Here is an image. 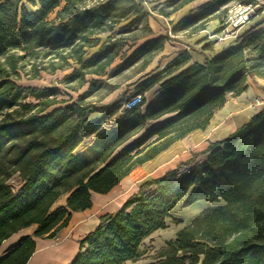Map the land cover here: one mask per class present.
Masks as SVG:
<instances>
[{
  "label": "trees",
  "instance_id": "obj_1",
  "mask_svg": "<svg viewBox=\"0 0 264 264\" xmlns=\"http://www.w3.org/2000/svg\"><path fill=\"white\" fill-rule=\"evenodd\" d=\"M230 3L257 4L211 0L174 29L195 27L220 9L225 13ZM262 11L264 6L257 8L250 20ZM149 15L136 0H0V246L33 227L7 249L0 264H25L35 249L34 237H54L72 212L92 206L93 193H107L135 167L189 133L204 130L227 96L243 93L249 79L264 78L262 19L201 62L186 50L177 53L136 85L132 95L139 101L130 107L85 101L92 91L109 85L105 79L87 81V75L115 76L138 62L143 71L164 50L166 35L135 47L153 34ZM128 19L126 26L140 25L139 31L116 36L115 26ZM199 29L201 24L194 31ZM94 47L85 58L86 49ZM26 66L33 78L69 69L63 81L78 87L88 83V89L68 101L57 99V88H25L16 80ZM155 85L157 95L142 108L144 93ZM28 94L37 102H24ZM93 113L99 116L90 119ZM89 136L90 143L75 152ZM201 154L199 162L192 156L140 183L118 209L100 215L95 228L78 241L69 264L135 262L144 254V241L166 228L179 203L189 206L199 200L222 204L201 210L146 264H264V110L224 139L210 142ZM13 175L19 179L16 186L9 182Z\"/></svg>",
  "mask_w": 264,
  "mask_h": 264
},
{
  "label": "rangeland",
  "instance_id": "obj_2",
  "mask_svg": "<svg viewBox=\"0 0 264 264\" xmlns=\"http://www.w3.org/2000/svg\"><path fill=\"white\" fill-rule=\"evenodd\" d=\"M137 2H142L144 8L150 13L146 21L150 28L153 31V34L145 38L139 39L135 47L145 40L156 37L158 35L168 36V41L164 46V50L160 53H157L151 63L146 67L145 70L139 71L140 62L136 65L123 71L122 73L112 76V75H87L86 80L90 79H105L109 84L104 86L96 91H92L85 99L87 102H92L96 105H102L105 103L116 102L123 103L125 107L132 106L136 104L139 99L138 96L132 95L136 85L149 78L151 75L162 70L164 66L169 63L177 53L181 51H188L193 60H203V56H211L221 49L225 48L226 45L233 43L237 35L241 32V27H234L232 24L227 22L226 15L229 10L232 9L235 3H230L227 6V11L221 13L219 11L214 12L213 14L207 16L201 20L198 24L188 28H180L175 30L174 25H176L182 18L188 17L191 14L200 13L203 7L210 2L211 0H136ZM257 8L264 6V0H256ZM28 9H33V6L26 4ZM164 12L166 15H164ZM264 17V11H262L257 19ZM145 20V19H144ZM130 19L123 21L115 26L114 34L116 36H129L133 33H137L140 29V25H130L126 26ZM248 23V22H247ZM246 23V24H247ZM202 25V29L195 30L199 25ZM102 40L105 39V36H100ZM130 44V43H129ZM209 45L211 49H204V46ZM98 47L86 49L84 55L85 58H88L93 52L97 50ZM126 49L124 47L123 50ZM119 60H116L110 67L113 68ZM77 67L76 64H74ZM108 69V70H110ZM28 66L25 67V71L21 74L20 79L16 80L18 85H21L25 88H57L59 94L57 96L58 100H75L78 95L83 93L88 89V83H85L83 86L78 87V83H65L63 81L64 75L70 72L69 69L56 71L53 74L40 73L39 77L33 78L32 73L28 71ZM112 86H116V89L110 91ZM110 91V92H109ZM158 93V86L155 85L144 93V103L142 108H144L148 102H150ZM24 102L35 103L37 100L32 98L29 94L24 99ZM64 103H59L57 106H63ZM123 105V106H124ZM123 108H121L122 110ZM50 110V109H49ZM119 111L114 115L105 126H109L112 122L121 115ZM99 116V113H93L90 116V119L96 118ZM2 115H0V118ZM143 133V130L138 134L133 136L128 142L137 138ZM92 136L86 137L75 149L76 151L81 150L84 146L88 145L92 140ZM202 136H190L186 137L181 143H176L168 151L161 153L158 157L144 163L143 165L132 170L120 183L114 186L112 194L102 204H99L87 217L86 219L89 222L93 220L102 212L114 210L122 201H124L130 194L135 192L140 183L146 181L150 178H155L164 174L168 169H173L179 164L186 162L192 156H196L195 161L199 162L202 160L201 152L204 150L202 147L203 142ZM122 145L120 148H122ZM119 148V149H120ZM117 149V150H119ZM200 153V154H199ZM189 166H186L180 170H186ZM9 182L12 185H18L19 179L16 175H13ZM63 202L61 198L58 203ZM222 204L221 201L216 203H208L205 201L194 202L189 206H183L182 202L179 203L171 212L172 217L168 220L167 226L163 230H159L154 233L150 238L146 239L142 245L144 254L142 257L135 262H129L128 264H144L149 262L150 256L158 250L160 247L165 245V242L174 239L175 233L178 229L188 224L191 219L196 216L201 210L211 205ZM33 227L22 230L17 233L13 238L17 236H22L28 233H31ZM10 242V241H8ZM8 242L4 243L5 248Z\"/></svg>",
  "mask_w": 264,
  "mask_h": 264
},
{
  "label": "crops",
  "instance_id": "obj_3",
  "mask_svg": "<svg viewBox=\"0 0 264 264\" xmlns=\"http://www.w3.org/2000/svg\"><path fill=\"white\" fill-rule=\"evenodd\" d=\"M257 16L241 27L242 30L237 35L234 42L238 39V37H240L242 34L247 32L250 28L254 27L262 19H264V17H262L256 20ZM234 42L226 45L225 48L228 47L229 45L234 44ZM194 61L201 62L202 60H194ZM261 110H264V78L249 79L248 87L243 93H241L237 97L227 96V100L224 106L214 113V115L212 116L209 122V125L204 130H195L189 133L183 139L174 142L171 146H169L164 151L160 152L154 158L158 157L161 153L168 151L176 143H181L182 141H184V139H186V137H190V136L193 137L202 136L204 140L202 142V147L205 150L210 142H216L224 139L228 134H230L236 128L247 122L251 116H253L254 114H256ZM202 159H204V155L202 156ZM113 189L114 187L105 194L93 193L92 206L83 211L72 212L67 225L62 229H60L59 232L54 237L48 238L46 235L41 237H34L35 249L25 264H69L70 261L74 258V256L78 253L79 250L78 241L86 233H88L89 231L95 228V226L98 224V218L100 215L106 212H111V211H105L100 213L93 220V222H89L86 219V217L97 206H99V204L106 202V200L112 194ZM123 202L124 201H122L120 205H118L114 210L118 209ZM15 235L16 234L12 235L11 237L3 241V243L0 246V257L6 253L7 249L10 246L15 244L22 237V236H17L16 238H13ZM6 242H8L7 246L3 248V250H1V248L4 246V243ZM129 262L131 261H128L125 264H128Z\"/></svg>",
  "mask_w": 264,
  "mask_h": 264
},
{
  "label": "built area",
  "instance_id": "obj_4",
  "mask_svg": "<svg viewBox=\"0 0 264 264\" xmlns=\"http://www.w3.org/2000/svg\"><path fill=\"white\" fill-rule=\"evenodd\" d=\"M256 7L257 4L235 3L234 7L230 9L226 15L225 20H227V22L232 24L234 27H240L250 21V18L256 11Z\"/></svg>",
  "mask_w": 264,
  "mask_h": 264
}]
</instances>
